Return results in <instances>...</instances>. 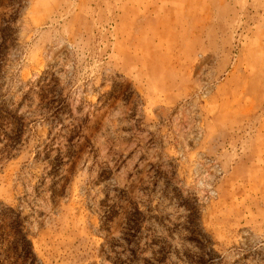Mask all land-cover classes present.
<instances>
[{"label": "rangeland", "instance_id": "obj_1", "mask_svg": "<svg viewBox=\"0 0 264 264\" xmlns=\"http://www.w3.org/2000/svg\"><path fill=\"white\" fill-rule=\"evenodd\" d=\"M0 264H264V0H0Z\"/></svg>", "mask_w": 264, "mask_h": 264}, {"label": "trees", "instance_id": "obj_2", "mask_svg": "<svg viewBox=\"0 0 264 264\" xmlns=\"http://www.w3.org/2000/svg\"><path fill=\"white\" fill-rule=\"evenodd\" d=\"M9 210H11L9 207L7 208ZM15 218L16 220L14 221L15 226L13 227L14 230V236L17 237L16 242H23L24 245H27L28 250L26 251L27 254H31V250L29 247V242L28 240L25 239V235L22 233L21 231V221L19 219V214H15Z\"/></svg>", "mask_w": 264, "mask_h": 264}]
</instances>
